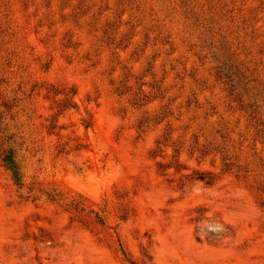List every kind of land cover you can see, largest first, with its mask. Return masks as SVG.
Listing matches in <instances>:
<instances>
[{"label": "rangeland", "instance_id": "374dc122", "mask_svg": "<svg viewBox=\"0 0 264 264\" xmlns=\"http://www.w3.org/2000/svg\"><path fill=\"white\" fill-rule=\"evenodd\" d=\"M0 264H264V0H0Z\"/></svg>", "mask_w": 264, "mask_h": 264}, {"label": "trees", "instance_id": "16d2710c", "mask_svg": "<svg viewBox=\"0 0 264 264\" xmlns=\"http://www.w3.org/2000/svg\"><path fill=\"white\" fill-rule=\"evenodd\" d=\"M3 161L8 169L11 170L13 177L16 181L20 180L21 174L19 171V167L15 161L14 155L11 150L7 151L3 156Z\"/></svg>", "mask_w": 264, "mask_h": 264}]
</instances>
